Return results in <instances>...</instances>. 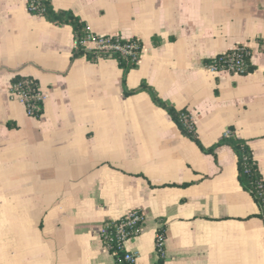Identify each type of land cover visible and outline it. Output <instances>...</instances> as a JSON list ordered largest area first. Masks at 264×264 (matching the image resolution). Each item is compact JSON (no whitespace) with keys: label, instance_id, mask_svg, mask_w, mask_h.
<instances>
[{"label":"crops","instance_id":"obj_1","mask_svg":"<svg viewBox=\"0 0 264 264\" xmlns=\"http://www.w3.org/2000/svg\"><path fill=\"white\" fill-rule=\"evenodd\" d=\"M95 34L141 44L127 72L73 57L70 25L0 0V264H116L101 231L138 210L135 264H264V223L228 144L203 152L150 95L186 109L205 148L248 140L264 179V0H51ZM246 46L254 70L208 61ZM44 95L39 118L10 98L15 77Z\"/></svg>","mask_w":264,"mask_h":264},{"label":"trees","instance_id":"obj_2","mask_svg":"<svg viewBox=\"0 0 264 264\" xmlns=\"http://www.w3.org/2000/svg\"><path fill=\"white\" fill-rule=\"evenodd\" d=\"M36 5V11H31L32 14L42 15L46 19V21L55 25H70L72 27L76 39V47L73 50L72 58L86 56L89 60L94 61L98 57H107L104 54H98L94 51H88L83 47L82 42L87 35L88 27L86 23L81 20V18L77 16L73 11L69 9H55L52 5L51 0H36ZM113 58L118 61L120 67L123 69V81H125L127 72L130 69L137 67L138 65V61H133L130 58H125L119 54H115ZM245 61L247 66L244 73L247 74L254 70V66L250 62V56H246ZM211 62L212 60H209L207 63L210 64ZM23 79V77L17 76L13 79V82H17L19 80L21 81ZM142 91L147 92L150 95L152 101L168 113L181 133L194 141L203 152L216 155V148L223 143L228 144L233 149L237 157L239 184L242 189L247 191L253 198L259 209V212L256 215L261 218L264 223V179L259 170L258 163L254 158L253 151L248 144V140L232 137L228 139L224 138V142H219L209 148H205L198 138L194 124L188 111L186 109L178 110L171 104L164 101L159 96L157 91L152 88L146 81H142L137 88L131 90L125 88L124 94L133 95ZM117 222V220L110 221L108 228L111 233H113V226ZM165 237V226H162L157 231V260L154 264H165ZM110 252L114 255L116 264H131L130 262L125 260L126 251L124 249L118 248L117 240L115 238L113 242V248H111Z\"/></svg>","mask_w":264,"mask_h":264},{"label":"built area","instance_id":"obj_3","mask_svg":"<svg viewBox=\"0 0 264 264\" xmlns=\"http://www.w3.org/2000/svg\"><path fill=\"white\" fill-rule=\"evenodd\" d=\"M29 12L36 11V0H27ZM83 47L88 51H94L98 54H104L107 57H113L119 54L133 61H138L140 57V43L136 39H124L120 35L95 34L88 30L85 39L82 42ZM246 56H250L246 46L236 47L226 53H223L208 64V69L212 72L221 69L227 70L233 74H245ZM10 98L20 102L26 110V114L31 118H39L42 109L44 95L38 85L29 77L23 80L13 82L10 88ZM232 137L230 131L224 133V138ZM113 226V233L109 231L108 225L101 231V237L104 245L111 250L113 248L114 238L117 240L118 248L124 249L125 260L135 264L138 259V252L126 249V242L135 236H138L141 230L143 215L138 210L128 212L123 217L117 219Z\"/></svg>","mask_w":264,"mask_h":264}]
</instances>
